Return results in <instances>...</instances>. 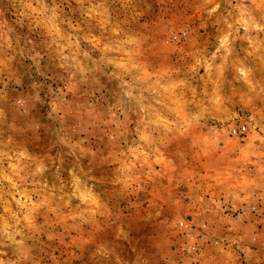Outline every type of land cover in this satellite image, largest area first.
<instances>
[{"label": "rangeland", "instance_id": "rangeland-1", "mask_svg": "<svg viewBox=\"0 0 264 264\" xmlns=\"http://www.w3.org/2000/svg\"><path fill=\"white\" fill-rule=\"evenodd\" d=\"M253 130L264 0H0V264H264Z\"/></svg>", "mask_w": 264, "mask_h": 264}, {"label": "crops", "instance_id": "crops-1", "mask_svg": "<svg viewBox=\"0 0 264 264\" xmlns=\"http://www.w3.org/2000/svg\"><path fill=\"white\" fill-rule=\"evenodd\" d=\"M257 140V141H256ZM250 178V177H249ZM251 183V187L248 191H251V204L260 206L261 218L253 223L255 228L259 225L264 238V130L251 131V179H248ZM237 201L244 200L246 195H235ZM251 229H253L251 225ZM264 246V243H263Z\"/></svg>", "mask_w": 264, "mask_h": 264}, {"label": "built area", "instance_id": "built-area-1", "mask_svg": "<svg viewBox=\"0 0 264 264\" xmlns=\"http://www.w3.org/2000/svg\"><path fill=\"white\" fill-rule=\"evenodd\" d=\"M253 209H255V208H253Z\"/></svg>", "mask_w": 264, "mask_h": 264}]
</instances>
